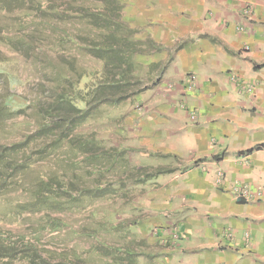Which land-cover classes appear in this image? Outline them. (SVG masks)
Segmentation results:
<instances>
[{"label": "crops", "instance_id": "0c3cea01", "mask_svg": "<svg viewBox=\"0 0 264 264\" xmlns=\"http://www.w3.org/2000/svg\"><path fill=\"white\" fill-rule=\"evenodd\" d=\"M188 2L179 15L187 35L175 38L184 39L175 48L157 37L163 55L152 63L174 59L160 83L143 92L157 113L145 117L146 132L156 123L160 128L157 151L141 155L167 158L163 167L173 171L154 183L157 196L144 187L158 177L133 187L140 190L141 217L157 216V234L146 235L147 255L152 264H264V196H235L243 185L264 192V0ZM190 73L196 77L187 89ZM187 106L198 110L192 123ZM122 140L143 149L131 137Z\"/></svg>", "mask_w": 264, "mask_h": 264}, {"label": "rangeland", "instance_id": "374dc122", "mask_svg": "<svg viewBox=\"0 0 264 264\" xmlns=\"http://www.w3.org/2000/svg\"><path fill=\"white\" fill-rule=\"evenodd\" d=\"M119 1L125 8L126 23L138 31L136 39L144 41L151 38L157 42L158 37L159 41L174 45L173 48L178 43H183L184 39L177 43L175 38L187 35V25L180 21L179 15L184 12L181 7L189 3L188 0ZM0 3L3 2L0 0ZM18 15L19 12L14 7L0 11V105L10 94L29 107L34 100L43 99L52 86V79L57 75H65L64 68L58 62L60 59L75 57L78 66L98 68L92 60L79 54L77 46L69 41L56 49L59 39L68 40L72 35L79 42L76 37L82 26L77 23H63L56 25L55 30H46L48 39L38 43L34 49L25 51L10 48L7 38L24 36L26 33V30L17 32V29L27 26L17 23L22 22L18 21ZM32 25L29 23L28 27ZM161 47L157 46V49ZM162 55L154 52L151 56H137L136 60L148 65L159 62ZM172 61L157 64V84L172 65ZM195 77L193 73L184 77L183 82L190 85L187 89H191ZM171 88L168 85L167 93L171 92ZM149 95L150 92L141 93L131 104L100 106L97 113L78 129L77 134L93 135L101 147L99 149H113L116 153H123L112 167L108 164H98L96 167L88 165L84 155L70 154L65 146L58 152V158L44 163L45 167H34L19 174L17 178H12L13 186L0 196V230L7 233V239L11 243L21 239L35 247L44 255V264H61L60 256L73 254H78L84 264L111 263L110 259L102 256L103 247L120 248L123 254L127 252L136 255V264H152V258L147 255L151 252L148 250L146 235L155 232L153 227L157 225V216L147 220L141 217L138 210L143 204L139 206L136 203L140 190L133 187L140 179L138 168L168 166L170 161L157 156L143 158L141 155L142 152L146 153L145 149L157 151V129L160 127L157 123L153 124L149 133L146 132L144 124L146 116H157L152 109L154 107H151L152 98ZM183 111L191 123L199 116L198 110L193 107L187 106ZM34 122L32 108L18 116L16 113L5 116L0 120V146H10L21 141L34 129ZM129 137L133 138L134 146L143 149L124 146L125 141L122 139ZM162 145L169 147L166 141ZM55 173H58L61 184H69V188L73 190L70 195L76 199L74 206L61 211L30 209L28 205L33 200L32 192L36 180L42 175L51 176ZM157 179L145 185L148 196H152V193L157 196L154 183L157 184L162 175ZM104 188L111 194L97 199L81 197L85 189ZM153 198L146 197L155 203ZM57 223L61 225L55 229ZM178 242L175 240L174 244Z\"/></svg>", "mask_w": 264, "mask_h": 264}, {"label": "trees", "instance_id": "16d2710c", "mask_svg": "<svg viewBox=\"0 0 264 264\" xmlns=\"http://www.w3.org/2000/svg\"><path fill=\"white\" fill-rule=\"evenodd\" d=\"M1 2L0 11L14 7L19 12L18 21H22L17 23L27 25L24 29H17V32L26 30L24 36L7 38L10 48L34 49L38 43L48 39L46 30H55L56 25L63 23H77L82 26L76 37L79 42L72 35L68 40L59 39L56 49L69 41L77 46L79 54L92 60L98 68L78 66L75 57L60 59L58 62L65 75L52 79V86L43 99L34 100L30 107L12 94L3 99L0 120L9 114L21 115L32 108L35 122L34 129L21 141L0 146V196L13 186V177L17 178L34 167H45L44 163L58 158V152L65 146L70 154L84 155L88 165L108 164L112 167L123 153L99 149L101 147L93 135L77 134V131L97 113L100 106L131 104L138 95L157 85V63L144 65L136 60L137 56H151L157 52V43L151 38L144 41L136 39L138 31L125 22L124 7L119 0ZM29 23L33 25L28 27ZM137 170L141 182L173 172L169 167H140ZM69 186L61 184L58 173L42 175L35 182L33 200L28 207L47 211L73 207L76 199L71 197L73 190ZM109 194L111 192L105 188L85 189L81 197L97 199ZM60 225L55 224V229ZM6 234L0 230V264L45 263L44 255L38 249L21 239L11 243ZM103 248L102 256L111 260L108 264H136V255L123 254L120 248ZM59 260L61 264H84L78 254L62 255Z\"/></svg>", "mask_w": 264, "mask_h": 264}, {"label": "built area", "instance_id": "2783aa9c", "mask_svg": "<svg viewBox=\"0 0 264 264\" xmlns=\"http://www.w3.org/2000/svg\"><path fill=\"white\" fill-rule=\"evenodd\" d=\"M244 13L245 14L250 13V9L249 10L245 9ZM222 179H223V174L218 173V180L222 181ZM235 196H236V198H242L244 200H246V199L250 200V199H253V198H261V197H263L264 196V192L258 191L256 193L252 194L250 192L249 188H247L246 186L243 185V186H238V187L235 188ZM154 234L156 235L157 233L155 232ZM226 236L228 238H230L231 234L228 233ZM176 237H175V239H177Z\"/></svg>", "mask_w": 264, "mask_h": 264}, {"label": "clouds", "instance_id": "9594fccd", "mask_svg": "<svg viewBox=\"0 0 264 264\" xmlns=\"http://www.w3.org/2000/svg\"><path fill=\"white\" fill-rule=\"evenodd\" d=\"M155 232H156V231H155ZM155 232H154V233H155ZM154 233L152 234L153 236H155V234H154Z\"/></svg>", "mask_w": 264, "mask_h": 264}]
</instances>
